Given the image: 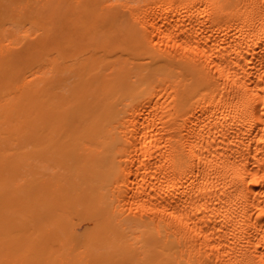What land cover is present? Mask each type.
I'll list each match as a JSON object with an SVG mask.
<instances>
[{"label":"bare ground","instance_id":"6f19581e","mask_svg":"<svg viewBox=\"0 0 264 264\" xmlns=\"http://www.w3.org/2000/svg\"><path fill=\"white\" fill-rule=\"evenodd\" d=\"M0 264H264V0H0Z\"/></svg>","mask_w":264,"mask_h":264}]
</instances>
